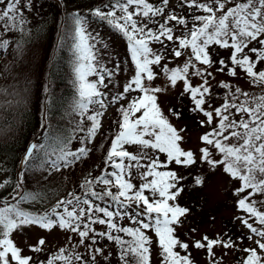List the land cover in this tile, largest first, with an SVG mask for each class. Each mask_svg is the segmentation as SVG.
<instances>
[{
    "label": "snow or ice",
    "instance_id": "obj_1",
    "mask_svg": "<svg viewBox=\"0 0 264 264\" xmlns=\"http://www.w3.org/2000/svg\"><path fill=\"white\" fill-rule=\"evenodd\" d=\"M170 2L159 0L157 5L150 0H109L91 10V15L127 40L134 66L122 90L110 96L106 90L122 69L113 62V70H109L103 63L110 55L108 43L98 33L88 32L87 22L73 14L76 108L81 115L90 105L99 108L87 115L90 125L82 146L75 151L61 149L55 159L45 163L59 171L88 158L93 150L88 145L94 143L102 127L103 110L110 105H118L119 119L114 121L118 127L99 174L88 173L78 185L79 192L68 191L43 212L20 207L29 200L36 201L39 195L22 191L24 172L14 187L9 180L0 182V264H99L98 257L109 261L111 255L105 254V247L100 245L103 240L119 246L120 264H151L153 244L160 264H195L192 249L203 250L207 264H220L217 248L225 253L242 251L244 256L238 264H264V0H178L171 10ZM30 3L0 0V5H5L0 11V21H4L0 31L11 36L12 29L25 25L21 8L26 10ZM176 8L188 9V16L178 14ZM153 44L160 45V49H154ZM10 47L9 39L0 37V49ZM214 49L228 54L214 58ZM169 56L185 59L182 65L170 67L165 63ZM212 69L243 79L258 92L220 80L215 86L223 90V95L216 104ZM161 74L166 87L154 84ZM192 78L200 83L194 85ZM180 83L181 108H169L166 115L159 96ZM185 96L191 103L189 113L198 117L200 127L208 129L199 136L196 150L183 147L187 129L178 128L170 119L183 118ZM128 146L136 151H129ZM37 147L33 143L25 149L22 164L31 160ZM198 164L212 171L220 169L238 185L233 191L238 211L234 221L241 235L235 239L226 232L214 238L205 234L190 244L177 235L191 209L178 202L185 190V176L171 166L190 169ZM134 179H139L138 186ZM202 182L201 177L195 178L197 185ZM125 219L132 226L120 223ZM96 225L103 226V230ZM31 226L71 233L70 246L58 248L46 259L25 255V248L39 254L46 247L43 237L24 247L15 242L13 234ZM245 238L250 246L241 248ZM78 248H84L87 255Z\"/></svg>",
    "mask_w": 264,
    "mask_h": 264
},
{
    "label": "rangeland",
    "instance_id": "obj_2",
    "mask_svg": "<svg viewBox=\"0 0 264 264\" xmlns=\"http://www.w3.org/2000/svg\"><path fill=\"white\" fill-rule=\"evenodd\" d=\"M35 2L39 1L35 0ZM35 2L29 4V10L32 12L33 9V12L39 13L41 6L39 4L40 2L38 4ZM4 7L5 5H0V11H2ZM169 7L171 9L175 7L174 0H171ZM26 13L27 14L23 15L27 18H31L33 15V13L29 14L27 11ZM86 22V30L93 34L98 33L109 45L108 52L110 55L104 58L103 63L106 64L109 70H113V62L116 65H119V67L122 69V71L118 72L116 76L113 77L112 84L109 86V89L106 90L110 96L117 90H122L123 84H125L133 74L132 70L134 66L132 65L131 57L127 49V41L114 37L103 26H99L92 21ZM3 24L4 21H0V25ZM177 33H179V31ZM0 34H2V31H0ZM75 42L76 36L74 38V44ZM151 46L154 49H157L158 47L157 44H153ZM72 47V58L69 61L68 67L70 70L69 79H73V77L75 78L74 66L76 63V56L74 54V45ZM227 54L228 53L224 50H213L214 58H218V56L226 57ZM184 59L185 57L174 59L169 56L165 60V63H168L170 67H176L182 65ZM21 62H8L0 57V69L4 70V72L0 71L1 76L10 78V76L14 75L15 73L20 75L24 70V67L20 64ZM24 62L27 63L28 61ZM39 68V63H37L34 70L31 71V74L35 71H38ZM156 70L159 71V69ZM212 71L216 77L215 81H212L213 93L214 95H217V99L215 101L216 104L220 102V97L223 95V90L215 86L216 82L220 80L229 81L234 85L241 86L246 91H252L254 93L258 92V89L252 88L243 79L230 78L226 74L215 73V69H212ZM7 78L4 80V82H7ZM89 79L94 80L95 77H90ZM71 83H74V81H71ZM192 83L194 85L198 84L200 83V80L198 78H192ZM154 84L156 86L162 87L167 86L162 74L158 76ZM182 87V83H180L175 89H169L167 92L160 94L159 103L166 115L168 114L169 108H181V101L178 99V95L182 90ZM22 94L25 95L26 93L22 92ZM135 95L136 93L132 94V96ZM129 99H131V96ZM182 105L183 118L178 121L175 118L170 117V119L171 122L178 128L186 127L187 129V131L184 133L185 142L183 147L185 149L190 148L196 150L200 146L199 136L208 129L200 127L197 123L198 117L189 113L188 108L191 106V103L187 96L183 97ZM117 107L118 105H110L106 110H103L105 111V115L101 118L102 127L100 128L94 143L90 144V148L93 150L89 154L88 158H85L82 161L67 168L63 167L59 171L52 168L48 171V174L46 173V179L35 174L27 181L29 182L27 186L24 184V187L27 189L23 187L22 191L38 193L39 195L36 201L29 200L22 203L20 207L23 210L28 212H37L40 211V208L45 205V207L49 208L51 205L55 204L60 196H64L63 191L66 189L71 187L73 188V191L79 189L76 185L80 182H77V180L80 181L81 178H84L90 172L93 176L99 174L100 170L105 167L104 155L106 154L107 146L110 145L111 137L114 135L118 127V125L114 123V121L119 119V114L116 111ZM98 108L99 106L95 105L92 110L86 113V116L92 114V112L98 110ZM86 121L87 120H84V122ZM1 130L2 133L0 136H3L4 130ZM101 144L104 145L103 148L100 147ZM71 148L75 149V147ZM128 149L129 151H136V149L132 146H128ZM171 167L185 176V180L182 182V186L185 190L179 197L178 202L181 206L191 209V213L184 220L182 227L177 229V235L181 240L191 244L194 239H200L201 236L205 234L214 238L217 234L226 232L231 235L233 239L241 235V229L238 223L234 221V217L238 215V211L235 207V197L233 196V191L238 186L235 181L230 180V178L223 174L220 169L212 171L207 165L204 164H198L197 166L190 169H183L176 165H172ZM108 170L111 171V169ZM197 176L202 178L203 182L200 185L195 183V178ZM0 182H3V176L1 174ZM133 183L138 186L140 181L139 179H134ZM14 185L15 184H12L13 187ZM51 189L55 190L54 194L52 193ZM9 191H11V187L9 188ZM113 191H115V189H113ZM4 195H7V192H5ZM120 223H122L124 226H129L130 224V222L126 219L120 221ZM130 226L132 225L130 224ZM95 227L98 230H103V226L96 225ZM193 228L197 230L195 233L191 231ZM71 235V233H65L59 229L47 232L44 230H39L35 226H31L25 228L23 231L14 233L13 239L19 246L24 247L25 244H35L36 241L41 237L45 238L46 247L43 253H30L25 248V255H33L39 259H46L58 248L70 246L68 237ZM149 235L155 240L153 233H149ZM103 241H100V245L105 247V254L111 253V255L109 257V261H105L103 257H98L99 264H115L116 259L119 260V246L117 251L111 243L105 241V244ZM74 242L75 239L73 240V243ZM248 246H250V242L245 238L240 247L243 248ZM77 251L87 255V252L84 248H78ZM215 251L217 258L220 260V264H238V262L244 256V253L239 250H228L225 253L224 250L217 248ZM192 257L194 258L195 264H207L208 257L203 250L192 249ZM151 264H160V256L155 244H153L152 248Z\"/></svg>",
    "mask_w": 264,
    "mask_h": 264
},
{
    "label": "trees",
    "instance_id": "obj_3",
    "mask_svg": "<svg viewBox=\"0 0 264 264\" xmlns=\"http://www.w3.org/2000/svg\"><path fill=\"white\" fill-rule=\"evenodd\" d=\"M37 1L40 3L31 0V4L35 2L41 5L39 13L33 12V9L31 12L28 7L26 11L33 15L31 18L24 16L25 25L12 29L11 36L3 31L0 34V37L8 38L11 44L10 48L0 49V57L8 62L22 61L20 64L24 67L20 75L15 73L10 78L2 77L4 70L0 69V134L1 129L4 130V135L0 136V174L11 185L16 183L21 172L25 173L26 186L35 174L46 179V173L52 168L45 162L55 159L61 149L75 151L87 137L90 122H84L87 120L86 114L81 115L76 108L78 94L74 83H71L75 78L69 79L68 67L75 38L73 14L105 27L116 38L126 40L105 21L91 15L93 8L103 7L109 0ZM150 2L159 4V0ZM177 2L174 0L175 5ZM24 10L21 8V13L27 14ZM176 11L186 16L189 14L186 8H176ZM160 47L158 45L157 50ZM37 63L39 70L31 74ZM6 78L7 82H4ZM94 107L90 105L88 111ZM33 143L38 145L33 157L22 164L25 149ZM51 191L54 194L55 190ZM68 191H73V188L63 191L64 196ZM75 191L79 192V189ZM45 206L37 212H43L47 208ZM105 241L118 251L117 245ZM115 264H120V261L116 259Z\"/></svg>",
    "mask_w": 264,
    "mask_h": 264
}]
</instances>
